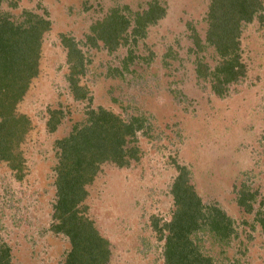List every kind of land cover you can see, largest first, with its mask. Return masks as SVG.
Here are the masks:
<instances>
[{
	"label": "rangeland",
	"instance_id": "rangeland-1",
	"mask_svg": "<svg viewBox=\"0 0 264 264\" xmlns=\"http://www.w3.org/2000/svg\"><path fill=\"white\" fill-rule=\"evenodd\" d=\"M0 11L16 20L24 12L50 23L41 44L37 75L16 111L27 115L32 128L19 149L24 177L16 180L0 163V247L10 248L11 264H60L68 239L50 229L55 201L56 139L85 119L90 107H104L126 119L141 116L136 132L139 159L126 167L103 165L86 186L85 214L110 243L107 264H163V240L152 227L170 219V186L175 165L189 171L201 202L217 205L232 219L229 242L213 239L206 227L192 235L199 251L213 264H264V234L255 220L264 215V2L260 15L245 23L239 35V62L244 76L217 96L211 78L195 73L196 60L209 68L219 57L211 47L193 45L192 34L204 43L209 0H9ZM157 1L164 15L130 35L124 45L108 52L88 48L84 36L112 8L132 12ZM123 13L127 11H123ZM73 37L88 60L81 83L92 100H73L65 73V50L59 35ZM60 109L57 129L45 128L48 109ZM255 193L253 211L236 202L241 184Z\"/></svg>",
	"mask_w": 264,
	"mask_h": 264
},
{
	"label": "trees",
	"instance_id": "trees-1",
	"mask_svg": "<svg viewBox=\"0 0 264 264\" xmlns=\"http://www.w3.org/2000/svg\"><path fill=\"white\" fill-rule=\"evenodd\" d=\"M10 6L15 5L9 0ZM264 0H209L204 43L195 33L193 45L202 51L211 47L219 57L212 68L203 60H196L195 73L199 80L211 78V89L223 96L227 85L244 76L245 67L239 62V35L245 23L257 18ZM127 11L123 13L121 10ZM112 8L102 20L95 21L84 36L88 48L102 47L115 51L127 42L130 35H144V30L164 15L157 1L146 9L132 12L127 6ZM50 23L42 16L24 12L14 20L0 11V163L6 164L16 180L24 177V158L19 149L32 128L31 119L16 111L31 80L39 70L43 35ZM65 50L67 72L65 81L73 100L90 102L92 97L81 78L87 72L88 60L79 43L66 34L59 35ZM45 128L52 133L63 117L60 109H48ZM144 119L130 116L126 119L111 110L98 106L85 111V119L72 125L69 133L56 139L54 170L55 201L52 207L50 229L63 234L69 250L60 264H107L111 251L109 241L85 214L83 201L88 195L86 186L103 165L126 167L139 159L140 147L136 132L142 130ZM177 174L170 186L173 211L161 225L152 218V227L163 240V264H213L211 257L202 254L192 235L206 227L213 239L227 243L233 233L232 219L217 205L206 207L201 202L189 171L184 165H175ZM255 193L242 183L237 189L236 202L245 212L253 211ZM255 220L264 234V215L257 210ZM0 264H11L10 248L0 247Z\"/></svg>",
	"mask_w": 264,
	"mask_h": 264
}]
</instances>
